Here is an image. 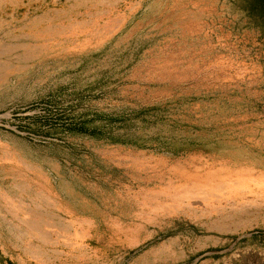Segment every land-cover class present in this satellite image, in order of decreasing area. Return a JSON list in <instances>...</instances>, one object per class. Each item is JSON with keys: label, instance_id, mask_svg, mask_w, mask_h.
I'll use <instances>...</instances> for the list:
<instances>
[{"label": "rangeland", "instance_id": "obj_1", "mask_svg": "<svg viewBox=\"0 0 264 264\" xmlns=\"http://www.w3.org/2000/svg\"><path fill=\"white\" fill-rule=\"evenodd\" d=\"M10 263L264 264V43L232 0H0Z\"/></svg>", "mask_w": 264, "mask_h": 264}, {"label": "trees", "instance_id": "obj_2", "mask_svg": "<svg viewBox=\"0 0 264 264\" xmlns=\"http://www.w3.org/2000/svg\"><path fill=\"white\" fill-rule=\"evenodd\" d=\"M232 2L236 11L252 23V27L264 43V0H232ZM91 136L100 137L95 130L91 131Z\"/></svg>", "mask_w": 264, "mask_h": 264}]
</instances>
